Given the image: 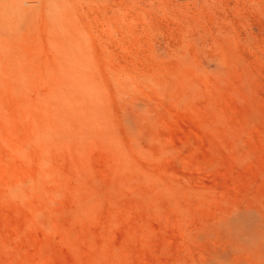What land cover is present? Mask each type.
Wrapping results in <instances>:
<instances>
[{"label":"rangeland","instance_id":"obj_1","mask_svg":"<svg viewBox=\"0 0 264 264\" xmlns=\"http://www.w3.org/2000/svg\"><path fill=\"white\" fill-rule=\"evenodd\" d=\"M0 264H264V0H0Z\"/></svg>","mask_w":264,"mask_h":264},{"label":"bare ground","instance_id":"obj_2","mask_svg":"<svg viewBox=\"0 0 264 264\" xmlns=\"http://www.w3.org/2000/svg\"><path fill=\"white\" fill-rule=\"evenodd\" d=\"M51 3V2H50Z\"/></svg>","mask_w":264,"mask_h":264}]
</instances>
